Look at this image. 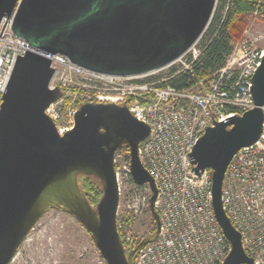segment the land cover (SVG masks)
Segmentation results:
<instances>
[{"label": "water", "instance_id": "water-1", "mask_svg": "<svg viewBox=\"0 0 264 264\" xmlns=\"http://www.w3.org/2000/svg\"><path fill=\"white\" fill-rule=\"evenodd\" d=\"M215 0H0V21L13 16L12 32L44 53H60L86 69L109 75H137L159 69L182 55L201 35ZM54 73L48 57L28 51L14 62L0 103V264H8L41 216L57 208L89 232L106 264H134L137 251L159 231L157 188L138 148L149 128L126 105L85 102L73 126L59 134L45 109L62 96L49 87ZM254 107L207 127L192 148L194 169L211 171V205L230 244L221 264H252L222 208L227 164L255 142L263 121L264 56L252 78ZM129 149L132 181L150 188L155 230L127 249L116 216L119 188L114 155ZM99 179L102 195L87 201L78 175Z\"/></svg>", "mask_w": 264, "mask_h": 264}, {"label": "built area", "instance_id": "built-area-1", "mask_svg": "<svg viewBox=\"0 0 264 264\" xmlns=\"http://www.w3.org/2000/svg\"><path fill=\"white\" fill-rule=\"evenodd\" d=\"M248 20V28L233 43L224 64L210 76L181 88L168 82V71L154 74L164 67L176 66V72L189 69L200 53L198 44L208 24L197 40L169 64L144 74L120 76L86 69L60 53L36 50L12 32L13 16L0 21V103L16 58L35 51L51 61L54 73L50 88L58 86L62 90L76 78L88 81L94 86L84 94L83 102L126 105L148 126L149 133L140 142L138 154L157 188L155 206L160 225L156 238L137 251L134 264H221L230 250L211 205V171L206 168L196 172L190 153L207 127L254 107L250 89L264 56V31L252 35L248 29L264 26V6L254 9ZM63 98L62 90V96L45 109L59 134L73 126L78 108L72 103L64 107ZM261 109V133L255 142L231 156L221 191L222 208L240 233L252 264H264V104ZM114 168L119 195L127 184L135 187L127 199V209L133 214L146 211L150 188L131 181L129 158L122 149L115 152ZM125 240L128 242L130 236ZM101 264H106L102 257Z\"/></svg>", "mask_w": 264, "mask_h": 264}, {"label": "rangeland", "instance_id": "rangeland-1", "mask_svg": "<svg viewBox=\"0 0 264 264\" xmlns=\"http://www.w3.org/2000/svg\"><path fill=\"white\" fill-rule=\"evenodd\" d=\"M249 17L250 15L243 31L248 28ZM255 27L256 25L250 27L249 33L252 35L263 33L264 26ZM262 43L264 44V39ZM168 68L160 69L154 76L164 75ZM93 86L94 84H89L88 81L74 79L73 83L64 87L63 106L67 107L71 103L78 104L81 101L85 103L83 102L84 94H88L89 88ZM133 191H135L133 185L123 186L119 195L117 215L123 209H127V199ZM133 218L130 234L134 238L141 240L153 233V224L147 210L140 214H133ZM8 264H101V256L89 232L74 216L52 208L46 211L28 232Z\"/></svg>", "mask_w": 264, "mask_h": 264}, {"label": "trees", "instance_id": "trees-1", "mask_svg": "<svg viewBox=\"0 0 264 264\" xmlns=\"http://www.w3.org/2000/svg\"><path fill=\"white\" fill-rule=\"evenodd\" d=\"M263 6L264 0H216L211 20L198 44L199 55L190 63L189 69L176 72V66L170 67L166 74L170 76L168 82L177 88H181L193 85L198 79L206 78L213 74L224 64L225 57L230 52L233 43L242 37L250 13L254 9L262 8ZM80 105L81 103L77 104L78 107ZM120 149L123 150L125 158L128 159V147L124 145ZM77 180L87 201L92 207H95L102 195L99 179L94 176L81 174L78 175ZM147 211L149 212L154 231L155 223L149 207ZM133 220V214L128 209H123L116 216L117 229L123 239V245L127 249L133 248L140 241V239L134 238L130 234ZM127 235L130 236L128 242L125 240Z\"/></svg>", "mask_w": 264, "mask_h": 264}]
</instances>
